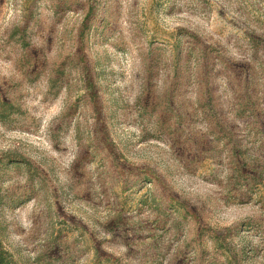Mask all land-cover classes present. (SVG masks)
Listing matches in <instances>:
<instances>
[{
    "label": "rangeland",
    "instance_id": "1",
    "mask_svg": "<svg viewBox=\"0 0 264 264\" xmlns=\"http://www.w3.org/2000/svg\"><path fill=\"white\" fill-rule=\"evenodd\" d=\"M0 249L264 264V0H0Z\"/></svg>",
    "mask_w": 264,
    "mask_h": 264
},
{
    "label": "trees",
    "instance_id": "2",
    "mask_svg": "<svg viewBox=\"0 0 264 264\" xmlns=\"http://www.w3.org/2000/svg\"><path fill=\"white\" fill-rule=\"evenodd\" d=\"M1 106L3 107V110H6V108L11 107V104L8 102H2ZM13 163H19L17 161H13ZM11 261L9 260L8 256L4 254V252L0 249V264H9Z\"/></svg>",
    "mask_w": 264,
    "mask_h": 264
}]
</instances>
